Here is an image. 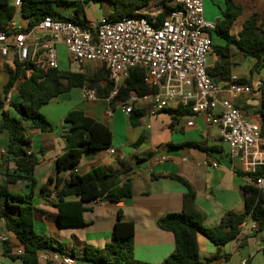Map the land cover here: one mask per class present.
I'll list each match as a JSON object with an SVG mask.
<instances>
[{"label": "trees", "instance_id": "trees-1", "mask_svg": "<svg viewBox=\"0 0 264 264\" xmlns=\"http://www.w3.org/2000/svg\"><path fill=\"white\" fill-rule=\"evenodd\" d=\"M149 1L82 0L77 3L69 0H21L22 4L17 12L11 0H0V32L5 31L8 23L16 18L17 13L24 22V31L31 29L45 17L85 28L88 20L84 13V6L88 4L97 5L101 11V17L112 23L124 16L143 17L150 22L149 15L137 12L147 6ZM224 4L221 19L214 23L210 36L212 39L214 33L225 43L223 46L212 45L217 60L208 68V74L215 83L227 86L231 81L232 48L242 56L255 60L253 71L264 67V0H224ZM65 7L74 8L71 16L64 14ZM160 7L161 13L156 17L157 23L153 24L154 27L172 11L178 9L171 6L169 0H161ZM234 30L236 32H233ZM3 69L8 76L3 87V94L5 96L13 89L15 94L11 96L7 105L0 100V133H5L7 137L6 155H0V222L4 230L15 237L21 249V254L13 253L7 240L2 243L3 255L19 260L21 264H39L38 255L44 251L58 252L75 258L74 251L66 253L61 244L53 239L43 238L35 232L32 193L17 194L8 188L9 185L17 182H25L31 189L36 184L33 174L38 158L31 151L29 132L39 130L42 133H48L53 130L51 124L40 112V108L62 93L83 87L94 90L98 99H109L112 110L123 106L132 94L141 97L153 90L146 84L144 72L140 68L130 70L129 78L113 97L110 95L114 89V83L109 79L108 72L100 65H97L91 73L81 72V69L74 71L70 68L43 71L36 68L30 61L14 60L13 68L4 64ZM27 71L29 74L26 73ZM235 84L250 85L251 83L245 79H237ZM244 107L250 106L244 104ZM189 111V106L179 105L176 112L183 114ZM161 112L171 113L172 111L164 109ZM255 113L259 117L261 133L264 135V84L260 89ZM144 114L143 109H133L128 115L129 125L142 126L140 119ZM64 123L69 124L70 130L65 137L63 152L55 160L56 175L48 178L40 187V194L45 202L56 209L57 222L61 228L80 227L84 225L83 203L92 201L118 203L134 196L137 193V185L135 179L127 177L130 167H125L121 163H118L116 167L91 168L84 174L70 171L80 162L85 152L111 148L113 135L105 123L95 120L83 111L68 113ZM141 140L142 138L138 139L132 147H137ZM189 145L201 149L196 144L187 146ZM152 157L153 153L146 152L137 160L144 162ZM9 163L13 165V170L7 167ZM66 171H69L66 178L59 176ZM238 174L247 175L243 172ZM261 174L262 171L258 170L252 176ZM157 177L150 175L152 180ZM169 178L181 184L185 188V193L180 212L168 213L157 220L158 228L171 233L174 238L173 251L158 264L210 262L216 258L217 254L202 262L198 254L197 235H203L218 249L238 237L240 226L247 218L252 219L256 224L257 233L264 231V194L256 187L250 184L241 186L244 207L242 213L229 211L222 216L217 226L205 228L203 215L196 206V194L190 183L178 175H169ZM52 193H54V199L51 200L49 197ZM70 198H75L76 201H70ZM133 247V222L123 221L121 211H118L110 241L102 248L85 246L81 259L91 264H151L136 259ZM244 264L251 263L245 261Z\"/></svg>", "mask_w": 264, "mask_h": 264}, {"label": "crops", "instance_id": "crops-1", "mask_svg": "<svg viewBox=\"0 0 264 264\" xmlns=\"http://www.w3.org/2000/svg\"><path fill=\"white\" fill-rule=\"evenodd\" d=\"M94 6L97 5L84 6L88 24L95 23L101 18V12L98 13V11L92 16L88 14L87 10ZM224 8V0H204L206 20L215 23L221 19ZM73 10L74 8H63L67 16H71ZM98 10L100 11L99 7ZM16 19L24 24L19 15ZM212 43L213 46H223L225 42L213 33ZM57 51L59 68H70L77 71L75 64L69 62L64 46L57 45ZM209 56L211 60L208 65L211 67L217 60V56L214 52ZM231 58L233 60L230 68L231 77L248 80L251 84L264 80V67L258 71L252 70L255 63L253 58L242 56L234 48L231 49ZM64 61L66 66L63 67L61 62ZM4 64L11 68L14 65L11 58L0 57V100L5 102L3 87L8 76L3 69ZM81 72L84 71L81 69ZM26 73L29 74V71ZM11 94H15V89L11 91ZM254 100L258 101V97L238 95L232 98L233 104L240 110L242 108L241 111L248 120L260 125L259 117L255 113L258 105L254 104ZM5 104L8 103L5 102ZM244 104L250 107L245 108ZM150 107V103H137L134 108L145 110V114L140 119L142 122L140 127L129 125L128 116L124 114L122 107L112 110L109 106V99H97L94 102L84 100L82 89L62 93L40 108V112L51 124L53 130L48 133H42L39 130L29 132L31 151L38 158L33 174L36 184L31 189L25 182H17L9 185L8 188L17 194L32 193L35 232L43 238L53 239L61 244L66 253L74 251V264H91L81 259L83 248L85 246L102 248L110 241L118 211H121L123 221L133 222L135 258L151 264L162 262L173 251L174 238L171 233L158 228L157 220L168 213L180 212L185 193V188L170 179L169 175L181 176L190 183L195 191V203L203 215L205 228L217 226L222 216L229 211L242 213L244 210L240 188L248 184L247 179L246 176L238 174L239 172L244 173L240 161L232 159L229 156V149L225 151L221 145L223 141L219 128L206 123L202 116H192L190 111L183 114L176 112L179 107L176 102H172L167 108L172 111L171 113L161 112L150 116ZM5 109H7L6 106ZM72 111H83L95 120L105 123L113 135L111 148L115 151L114 155L104 151L85 152L75 167L76 174H84L91 168L99 166L116 167L118 163H121L125 167H130L127 177L136 180L137 193L118 203L100 201L83 203L84 225L61 228L57 222L56 209L43 200L40 187L46 183L48 178L56 175L55 160L62 154L65 137L70 130L69 124L64 123V118ZM190 121L192 126L187 125ZM136 128H141V131H136L138 136L134 137L132 130ZM141 138L140 144L132 147ZM186 144H196L201 149ZM6 147V134L0 133V149L6 150ZM146 152L153 153V156L156 152L164 153L169 160L149 173L145 171L149 167V160L144 162L137 160ZM211 163H215L217 167L212 168ZM7 167L9 170L14 169L11 163ZM68 174L69 171H66L60 173L59 176L66 178ZM151 174L158 177L152 180L150 179ZM69 200L76 201L75 198ZM252 225L256 226L252 219L247 218L243 224V233H239L235 240L218 249L203 235H197L200 260L205 262L206 259L217 254L215 259L205 264H242L245 261H250L251 264H264V231L251 232ZM0 235L7 238L13 253L20 249L18 241L4 230L1 222ZM45 254L46 252L39 253V264H48L44 259ZM0 264H21L19 260L3 255L1 242Z\"/></svg>", "mask_w": 264, "mask_h": 264}, {"label": "built area", "instance_id": "built-area-1", "mask_svg": "<svg viewBox=\"0 0 264 264\" xmlns=\"http://www.w3.org/2000/svg\"><path fill=\"white\" fill-rule=\"evenodd\" d=\"M152 2L150 0L147 6ZM11 4L18 12L22 2L11 0ZM169 4L178 9L156 27L153 24L161 13L160 6L151 13L137 10L149 15L150 22L143 17L124 16L112 23L101 17L85 28L45 17L24 31L23 24L15 18L0 32V57L11 58L13 65L14 60L30 61L43 71L58 69L57 45L61 44L70 62L81 66L97 63L104 67L114 83L110 97L116 95L129 78L131 69H142L145 82L153 92L141 97L132 94L121 106L124 114L128 116L137 103H150V116L167 109L172 102L189 106L192 116H202L206 123L219 128L222 141L228 145L229 156L239 160L247 174V183L264 194V135L260 125L248 120L232 102L238 95L258 97L264 80L237 85L238 78L231 77L227 86L215 83L208 74L207 63V57L213 52L210 32L215 25L205 18L204 0H169ZM11 96V92L5 95L6 103ZM82 97L89 102L98 99L95 91L86 87L82 88ZM187 125L192 126V122ZM103 151L115 154L112 148ZM0 155L5 156L6 150L1 148ZM168 160L164 153L156 152L145 171L152 173L155 167ZM211 167L217 166L211 163ZM258 170L262 174L253 177ZM70 171L76 173L75 168ZM49 198L54 199V193ZM243 224L239 233L244 231ZM250 231L256 232V226L252 225ZM6 241L7 238L0 235V242ZM44 252L48 264L75 263L74 258L67 255ZM14 253L21 254V249Z\"/></svg>", "mask_w": 264, "mask_h": 264}, {"label": "rangeland", "instance_id": "rangeland-1", "mask_svg": "<svg viewBox=\"0 0 264 264\" xmlns=\"http://www.w3.org/2000/svg\"><path fill=\"white\" fill-rule=\"evenodd\" d=\"M73 1L76 2L78 0H73ZM77 3H80V1H78ZM159 6H160V1L159 0H153V2L149 6H147L144 9V11L146 13H151L152 11H154L155 7H159ZM69 9H73V7H69ZM97 11H98V13L101 12V11L98 10V7L97 6L96 7L95 6L92 7L90 10H87V12H89L88 14L91 15V16L93 14L94 15L97 14ZM210 60H211V57L208 56L207 57V63L208 64H210ZM61 63L63 65V67L66 66L65 61L64 62H61ZM75 67H76L75 69H77V70L82 69L86 73H91L92 71H94L96 69L97 66H96L95 63H91V64H86L84 66L83 65L82 66H76L75 65ZM132 131H134V132H132L134 134V137L135 136L137 137L138 135H137V132L136 131H141V128H136V129H134ZM221 145L223 146V148H224L225 151H228L229 148H228V145L227 144H225L224 142H222Z\"/></svg>", "mask_w": 264, "mask_h": 264}, {"label": "water", "instance_id": "water-1", "mask_svg": "<svg viewBox=\"0 0 264 264\" xmlns=\"http://www.w3.org/2000/svg\"><path fill=\"white\" fill-rule=\"evenodd\" d=\"M254 102H255V103H254L255 105H258V101H255V100H254Z\"/></svg>", "mask_w": 264, "mask_h": 264}]
</instances>
